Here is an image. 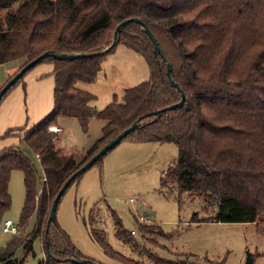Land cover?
Segmentation results:
<instances>
[{"label": "trees", "instance_id": "obj_1", "mask_svg": "<svg viewBox=\"0 0 264 264\" xmlns=\"http://www.w3.org/2000/svg\"><path fill=\"white\" fill-rule=\"evenodd\" d=\"M131 18L143 25L131 22L116 29ZM118 44L145 59L149 78L126 89L120 101L114 96L96 111L91 106L95 96L78 84L94 82L103 60ZM44 53L48 57L37 65L53 66L51 111L28 129H8L0 135L1 140L19 133L18 144L0 151V228L11 206L8 187L13 170L23 174L25 189L18 231L0 247V264H23L15 258L16 249L22 246L30 251L37 237L44 251L38 264L84 260L56 217L49 221L52 202L76 171L135 122V130L123 140L171 143L177 148V159L162 173L161 186H175L180 195H198L212 207L204 217L194 212L190 222H264V0H0V65L22 60L19 72ZM61 54L80 57L52 58ZM164 60L171 66L175 87ZM32 69L6 91L0 103L16 86L24 87V77ZM180 91L183 104L169 109L181 100ZM69 118L77 119L84 130L90 119L103 122L101 136L78 157L66 154L57 143V133L48 131L59 119ZM110 213L116 237L125 245L138 246L117 213ZM33 216L34 225L26 233ZM134 221L143 239L163 233L154 222ZM90 235L121 264H147L111 251L101 231L92 229ZM86 264L95 263L87 260Z\"/></svg>", "mask_w": 264, "mask_h": 264}, {"label": "rangeland", "instance_id": "obj_2", "mask_svg": "<svg viewBox=\"0 0 264 264\" xmlns=\"http://www.w3.org/2000/svg\"><path fill=\"white\" fill-rule=\"evenodd\" d=\"M18 62L21 66L22 60ZM5 67L7 68L6 65L0 66ZM148 78L149 70L145 59L118 44L103 60L96 80L92 83H80L78 88L95 96L91 106L100 111L113 101L114 96L120 101L126 89L145 82ZM45 82L42 87L35 85L31 89L34 96L32 99L31 94L30 104L26 102L25 111L23 108L17 114L18 110L15 109L14 121L24 117L23 125H33L36 113L38 117L45 107L47 94L49 96L50 87L47 91L48 81ZM28 92L31 93L30 89ZM56 125L60 128L57 133L58 145L66 154L78 157L101 136L103 122L90 119L85 130L75 118L59 119ZM17 138L1 139L0 143L3 145L0 150L14 143L18 144ZM20 145L25 154L37 164L28 148L23 143ZM177 156V148L171 143H139L135 138H127L109 151L101 163L87 169L67 189L59 202L55 217L84 260H91L95 264H121L105 254L93 241L90 232L97 229L103 234L104 242L111 251L147 264H181L182 261L188 262L187 264H244L247 255L252 256V264H264V222L192 223L190 220L194 212L198 217H204L212 213V207L206 206L203 198L198 195H180L175 186H161L162 173L174 164ZM8 191L11 206L4 219L11 220L17 226L25 197L23 174L20 171L11 172ZM130 199L134 201L130 202ZM110 211L117 213L126 230H135V234L130 236L139 242L138 246L125 245L116 237L115 222ZM137 215L148 216L149 221L158 224L163 233H150L146 236L148 239H143L135 225L134 218L137 219ZM34 222L35 216L31 218L26 233L30 232ZM11 236L3 234L0 228V247ZM149 254L161 260L154 262V258L148 259ZM15 258L22 260L23 264H38L44 258L41 239L37 237L33 241L30 251L19 246L15 251Z\"/></svg>", "mask_w": 264, "mask_h": 264}, {"label": "crops", "instance_id": "obj_3", "mask_svg": "<svg viewBox=\"0 0 264 264\" xmlns=\"http://www.w3.org/2000/svg\"><path fill=\"white\" fill-rule=\"evenodd\" d=\"M5 65L7 66V68L6 67L0 68L1 69L0 71L3 72V75L1 72V77H0V87H2L3 84H5V82L8 80V78L14 75L20 67V63L16 60L1 64L0 66L3 67ZM41 65L43 64L37 65L29 73L26 74V76L24 77L25 81L23 80L24 87L22 83L19 84L3 99V101H1L0 103V135H3L8 129H16V128H23V127H25V129L30 128L29 127L30 125L28 127L26 125H23L25 124L24 117H21L19 121L13 120V118L16 117L15 109L17 108L18 110L17 114L18 113L20 114L23 108L25 111L26 102L27 103L29 102L30 104L31 94H33L31 92V89H33L35 85L42 87L43 86L42 84L46 83L45 81H48L46 84L47 91H48V87H50L49 89L50 99H48L49 96L47 94L45 107L42 108V110L40 111V115L38 117L36 113V116L34 119L35 121L32 124L34 125L37 122H39L45 115H47L51 111L52 106H53V91L52 90L54 88V78L51 75L53 66L47 63H44L45 66H41ZM47 77H50L49 80L45 79ZM29 89L31 93L28 92ZM33 96L34 94L32 95V99H33ZM26 115H27V111H26ZM15 133H13L14 137H16ZM2 145L3 143L1 142L0 147H2ZM13 145H16V144L14 143Z\"/></svg>", "mask_w": 264, "mask_h": 264}, {"label": "water", "instance_id": "obj_4", "mask_svg": "<svg viewBox=\"0 0 264 264\" xmlns=\"http://www.w3.org/2000/svg\"><path fill=\"white\" fill-rule=\"evenodd\" d=\"M134 22L140 25H143V23L141 22V20L137 19V18H131L128 20H125L123 22H121L118 26H117V30L120 27H124L125 25ZM145 26V25H144ZM146 34L148 35V37L150 38V40L152 41L156 52H159V48L156 44V41L154 40L151 32L144 27ZM46 57H48L47 53H44L38 57H36L34 60L28 62L27 64H25L19 72H17L11 79H9L4 86L1 87L0 89V100L2 98V96L6 93V91L16 83L17 80H19L21 78V76L26 73L28 70L32 69L33 67H35L38 63L41 62V60L45 59ZM80 56L78 55H67V54H61V55H52V58L57 59V60H74L76 58H79ZM165 69H166V74L169 78V82L171 84V86L175 87L176 84L173 81V79L170 76L171 73V66L169 63H167L165 60ZM181 94V100L170 106L169 109H175L180 107L183 102H184V96L183 93L180 91ZM166 110V109H163ZM160 111H156L154 112V114H158ZM136 127V122L133 123L129 128L123 130L118 136H116L113 140H111L109 143H107L106 145H104L86 164H84L78 171H76L70 178L69 180H67L65 182V184L63 185V187L58 191L57 195L55 196L52 205H51V209H50V213H49V221H54L55 220V213H56V209H57V205L59 203V200L61 199L62 195L64 194V192L67 190V188L70 186L71 182L78 177L79 175L83 174L87 169L91 168L93 166V164L95 162H97L98 160H100L102 157H104L109 151H111L113 148H115L119 143H121V141L131 132H133L135 130ZM65 262H71L73 264H86L87 260H81L78 261L76 259H69L66 260ZM244 264H252V257L250 255H247L246 260L244 262Z\"/></svg>", "mask_w": 264, "mask_h": 264}, {"label": "built area", "instance_id": "obj_5", "mask_svg": "<svg viewBox=\"0 0 264 264\" xmlns=\"http://www.w3.org/2000/svg\"><path fill=\"white\" fill-rule=\"evenodd\" d=\"M48 131L51 133H58L60 131V128H58L56 125H50L48 127ZM133 199H130V202H133ZM137 219L140 223H148L149 218L146 215H137ZM1 231L3 234L6 235H15L17 234V226L12 223L11 220H3L2 226H1ZM131 235L135 234V230L130 231Z\"/></svg>", "mask_w": 264, "mask_h": 264}]
</instances>
